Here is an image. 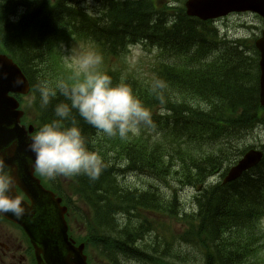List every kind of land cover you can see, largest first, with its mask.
<instances>
[{
	"label": "trees",
	"instance_id": "16d2710c",
	"mask_svg": "<svg viewBox=\"0 0 264 264\" xmlns=\"http://www.w3.org/2000/svg\"><path fill=\"white\" fill-rule=\"evenodd\" d=\"M74 1L0 0V53L12 56L31 84L33 100L24 106V121L38 132L57 118L54 109L58 103H68L58 92L42 106L38 90L45 82L54 87L58 80L71 82L74 77V70L63 61V44H94L103 56L100 71L109 75L114 85L123 82L132 89L150 111L152 124L126 139L107 137L73 110L64 123L79 127L89 150L101 159L97 179L83 175L77 180L83 197L104 199V193L110 192L123 211L145 203L171 216L165 195L159 193L163 187L159 181L173 178L183 187H200L196 204L187 212L178 203L179 196L168 192L170 199L178 200L173 201V211L185 215L178 219L189 224V237L182 235L180 245L188 247L180 255L170 252L176 241L165 231L163 260L153 259L140 245V261L199 264L197 254L202 252V264H264V244L258 245L257 238L264 217V160L236 182L204 185L227 164L239 160L250 147L245 146V136L254 126L264 125L258 51L244 41L221 39L212 26L191 19L181 7L171 11L161 0H103L106 5L96 13ZM141 40L149 41L150 52L167 53L169 58L154 65L148 80L135 76L119 60V52H127L129 44ZM243 50L250 57H244ZM113 60L114 67H108ZM244 60L252 64V72L245 73L242 84L238 73ZM115 152L121 159L111 157ZM146 165L149 169H144ZM148 171L158 181L146 187L147 193L118 190L122 176L140 178ZM41 179L50 185L45 177ZM135 187L131 185L132 190ZM149 232L143 226L141 233L127 236L125 247L133 256L139 255L136 244ZM102 239L107 240L105 247L111 246V238ZM189 253L195 255L193 259Z\"/></svg>",
	"mask_w": 264,
	"mask_h": 264
},
{
	"label": "clouds",
	"instance_id": "9594fccd",
	"mask_svg": "<svg viewBox=\"0 0 264 264\" xmlns=\"http://www.w3.org/2000/svg\"><path fill=\"white\" fill-rule=\"evenodd\" d=\"M67 60L70 66L74 64L76 67L71 82L60 79L54 87L45 82L38 86V90L42 106H47L58 92L68 103L56 105L57 118L36 132L28 150L35 156V171L45 178L85 175L95 180L101 172L100 157L89 150L79 127H69L64 123L73 110L98 133L121 139L138 132L141 127L151 126L152 117L129 86L123 82L114 85L111 77L100 71L103 63L101 53L95 50L74 51ZM15 173L16 169L0 157V214L11 213L22 218L27 209L22 198L13 195L18 182Z\"/></svg>",
	"mask_w": 264,
	"mask_h": 264
},
{
	"label": "water",
	"instance_id": "95a60500",
	"mask_svg": "<svg viewBox=\"0 0 264 264\" xmlns=\"http://www.w3.org/2000/svg\"><path fill=\"white\" fill-rule=\"evenodd\" d=\"M248 10L264 17V0L193 1L189 4L188 14L206 19V13L209 11L213 12L214 17H218L231 11ZM256 46L261 56L260 97L264 105V31ZM17 81L20 83L17 84ZM29 89V82L21 69L11 59L0 55V153L4 154L2 151L6 148L5 156L16 160L14 163L20 167L15 173L18 178L16 185L31 201V205L23 202L27 213L22 218H17L11 213L4 215L24 228L37 249L40 262H43L41 258L43 255L47 264H87L82 253L83 246L76 248L69 242L64 219L66 209L60 206L61 200L56 199L52 192L45 190L40 180L34 177L35 156L28 150L32 137L19 125L23 115L17 110L19 104L8 96L10 92L27 94ZM32 132L31 127L29 133ZM11 144L15 146L8 150ZM261 158V153L247 154L239 165L231 170L226 182L239 178L244 171L257 165Z\"/></svg>",
	"mask_w": 264,
	"mask_h": 264
},
{
	"label": "rangeland",
	"instance_id": "374dc122",
	"mask_svg": "<svg viewBox=\"0 0 264 264\" xmlns=\"http://www.w3.org/2000/svg\"><path fill=\"white\" fill-rule=\"evenodd\" d=\"M75 5H77L78 2L81 3V5L85 8H88V10L90 9L92 12H97V9H99V7L106 5L105 3H103V0H99L98 4L96 0H76L74 1ZM89 10V11H90ZM101 17V16H100ZM103 18V17H101ZM103 23L104 19H103ZM243 24H247V26L252 27L253 30H248L247 28H243ZM220 30H222L223 32L226 29H229V35H231L232 38H248L251 39V37L255 34H258V30H254V27L256 29H261L263 28V23L261 22L260 19H258V17L252 15V14H245V15H240V16H234L231 17L229 19H225L220 21L219 23H217L216 25ZM92 50L89 46H87L85 43L83 42H71L69 45L67 44H63L62 46V57H63V61L65 62V64L68 66L69 69L74 70V72H76V67L74 64H72L70 66V62L67 60V57L72 53V52H81V51H89ZM96 51V50H95ZM244 52V57L248 58L249 55L247 54V52ZM120 53V52H119ZM127 64H126V68H128V70H132L135 72V74L137 76L140 77H146L149 75V73H151L153 66L158 62V61H162L166 62L167 60H169L168 58V54L167 53H161L159 51H152V52H148L147 50H145L144 48H142L141 46H136L134 48H132L130 54L128 55V57L126 58ZM239 59V57H238ZM125 60V61H126ZM226 62L229 64H233L230 62V60L226 57ZM252 64L251 63H247L244 60V68H240L239 69V82L244 84V82L242 81V78H244L245 73H251L252 71ZM118 67V66H116ZM250 137L248 138V144L249 145H255L256 148H260L261 146H264V127H260L256 130H254L253 132L250 133ZM244 145L240 144V147H243ZM247 146V145H245ZM86 178V176H85ZM103 178V177H102ZM87 179V178H86ZM110 178H106L105 180H109ZM111 180V179H110ZM216 181H219V178L216 179ZM131 183H133L132 185H135V181H130ZM150 183V181H148ZM148 182H146V186H149ZM108 184H112L111 181L108 182ZM118 190H122V187H118ZM110 192H106L104 193V196L107 200H110L113 202V200L115 198H117L115 195H113L112 193L110 194V196L108 195ZM120 193H119V197H120ZM193 195H195V191L191 190V189H185L184 191H182L180 193V199L181 202L184 206L185 212L187 211H191L192 209V199H193ZM118 199V198H117ZM78 200V199H77ZM79 209L82 211L83 215H85L86 219H92L95 221V217L97 214L95 213H90L88 208L84 207L81 203L77 202ZM105 205V204H104ZM111 212V211H110ZM110 212H108V216H111ZM100 215V213H99ZM115 218L112 219V221ZM73 223V222H72ZM169 226H164L162 225V232H167L169 234V239H173L176 241V249L177 250H181L183 252L184 249H186L188 246L183 245L180 246V242H181V236L182 234L179 233L181 231V226L180 223H178L177 221H175L174 219L172 220V222L168 223ZM74 227H76L74 225ZM258 229V228H257ZM257 238L258 240V245H263L264 244V222L259 224V229H258V234H257ZM144 247H150L148 244H145ZM164 242L162 243L160 249L161 252L164 250ZM176 249H171L170 248V252L171 251H175ZM190 256H192V253H189ZM200 255V254H197ZM194 256V255H193ZM96 257V256H95ZM94 257V259H95ZM101 255H97V259H99V264H107L105 262V260H103L101 257ZM149 263V262H148ZM123 264V263H122ZM124 264H135V263H124ZM257 264V263H255Z\"/></svg>",
	"mask_w": 264,
	"mask_h": 264
},
{
	"label": "flooded vegetation",
	"instance_id": "af4514ba",
	"mask_svg": "<svg viewBox=\"0 0 264 264\" xmlns=\"http://www.w3.org/2000/svg\"><path fill=\"white\" fill-rule=\"evenodd\" d=\"M21 227L0 215V264H38Z\"/></svg>",
	"mask_w": 264,
	"mask_h": 264
},
{
	"label": "bare ground",
	"instance_id": "6f19581e",
	"mask_svg": "<svg viewBox=\"0 0 264 264\" xmlns=\"http://www.w3.org/2000/svg\"><path fill=\"white\" fill-rule=\"evenodd\" d=\"M196 1H199V0H196ZM97 3H98V1H97ZM136 7H137V6H136ZM138 10H139V9H138ZM38 11H39V10H38ZM131 11H132V10H131ZM139 11H140V10H139ZM40 12H41V10H40ZM36 13H37V11H36ZM36 15H37V14H36ZM131 15H132V14H131ZM136 16H137V15H136ZM27 28H28V27H27ZM249 149H250V150H252V149H256V147H255V146H250ZM243 155H244V154H243ZM243 155H242V157H243ZM242 157H241V158H242ZM241 158H240V159H241ZM213 220H214V219H213Z\"/></svg>",
	"mask_w": 264,
	"mask_h": 264
}]
</instances>
